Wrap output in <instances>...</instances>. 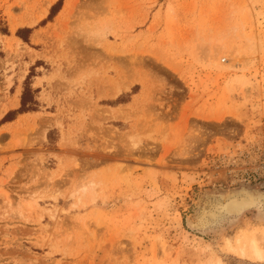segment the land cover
Masks as SVG:
<instances>
[{
    "label": "rangeland",
    "instance_id": "rangeland-1",
    "mask_svg": "<svg viewBox=\"0 0 264 264\" xmlns=\"http://www.w3.org/2000/svg\"><path fill=\"white\" fill-rule=\"evenodd\" d=\"M0 90V264H264V0H0Z\"/></svg>",
    "mask_w": 264,
    "mask_h": 264
},
{
    "label": "bare ground",
    "instance_id": "bare-ground-1",
    "mask_svg": "<svg viewBox=\"0 0 264 264\" xmlns=\"http://www.w3.org/2000/svg\"><path fill=\"white\" fill-rule=\"evenodd\" d=\"M42 120L45 121L48 119L46 118ZM48 127L49 125L43 128V135H45L44 133L46 132ZM39 160L40 165L44 163L43 161H45V157L43 156V154H40ZM83 189L85 190L87 188L84 186ZM262 200L263 199L261 198V196L255 195L252 192H245V194L233 195L227 194L223 196L220 200L215 202V204L211 207L210 210L203 212L202 215L199 216L196 225L205 228L206 226L213 224L216 220L222 217L230 215H241L243 211L248 210L251 207L259 206L260 204L262 205ZM227 244L231 249L241 255V257L243 256L254 259L255 261H262L264 260V226L259 227L255 231H248L247 233L240 235L236 238L235 241L228 238ZM214 264L226 263L223 260L218 259Z\"/></svg>",
    "mask_w": 264,
    "mask_h": 264
},
{
    "label": "trees",
    "instance_id": "trees-1",
    "mask_svg": "<svg viewBox=\"0 0 264 264\" xmlns=\"http://www.w3.org/2000/svg\"><path fill=\"white\" fill-rule=\"evenodd\" d=\"M243 191H247V190H243ZM247 192H250V191H247ZM255 194V193H254ZM259 194H261V193H259ZM263 195V194H262ZM198 219V218H197Z\"/></svg>",
    "mask_w": 264,
    "mask_h": 264
}]
</instances>
